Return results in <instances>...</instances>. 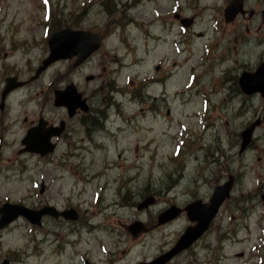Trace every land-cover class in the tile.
<instances>
[{
  "label": "rangeland",
  "instance_id": "rangeland-1",
  "mask_svg": "<svg viewBox=\"0 0 264 264\" xmlns=\"http://www.w3.org/2000/svg\"><path fill=\"white\" fill-rule=\"evenodd\" d=\"M51 3L52 29L81 27L105 39L80 66L58 60L31 80L49 52L45 0H0V93L8 75L27 81L10 94L0 114L9 122L0 164L19 156L31 120L37 124L43 118L47 127L52 118L69 120L54 161L24 154L17 159L24 172L18 164L0 169V198L23 199L32 207L45 197L59 207L70 199L82 214L78 221L49 219L41 225L21 216L0 235V259L8 253L14 264H84L83 255L91 264L149 260L189 224L183 215L157 225V214L172 202L207 201L213 186L231 173L232 194L194 247L195 255L185 251L170 264H263L264 97L243 94L237 80L264 59V0H247V11L255 15L229 22L223 15L226 0ZM173 9L194 15L187 32H180ZM6 56L10 66L2 63ZM88 75L95 78L86 81ZM152 75L155 82L145 81ZM69 82L92 100L93 119L106 116L92 132L84 130L90 118L83 126L53 104L54 89ZM257 119L251 143L239 153L240 132ZM181 127L185 140L175 155ZM41 179L48 183L44 196L38 193ZM151 194L155 203L138 210L135 203ZM134 221L146 229L132 234Z\"/></svg>",
  "mask_w": 264,
  "mask_h": 264
},
{
  "label": "water",
  "instance_id": "water-1",
  "mask_svg": "<svg viewBox=\"0 0 264 264\" xmlns=\"http://www.w3.org/2000/svg\"><path fill=\"white\" fill-rule=\"evenodd\" d=\"M241 5V0L233 1L230 6H228V8L226 9L227 16L234 15L236 12H238L241 9ZM99 41L100 37L96 34H90L88 32H82L80 30H72L70 28H65L53 32L48 39L50 54L46 59H44L42 65L39 66V68L37 69V74L54 60L72 56L73 54L80 55V59L76 61L74 65L79 64L91 51H93L99 46ZM86 46H89V49L84 50ZM13 79L15 78H8V86L6 90L12 87L11 82ZM240 82L244 91L248 93L260 91L262 94H264V62H262L258 66L257 70L254 73H244L240 78ZM63 94H66L64 102L70 109H74L76 106L83 105V102L79 99L80 94H78L72 86H69L66 90H64V92H56L57 104L60 103L59 100H61ZM256 124L257 122L252 123L242 132V148H244L245 145L249 142L252 130ZM32 136L33 133L32 131H30L28 134V139H30ZM47 138H49L48 135ZM28 144V148L31 151H39L44 154V152L48 150L46 149L47 144L41 139H38L35 142H28ZM49 148V150H51L52 145ZM232 181L233 179L232 177H230V180H228L225 184L215 187L213 195L210 199V204L207 206V208H204L203 205L198 203H193L187 207L189 218L192 220H197V224L194 226H190L186 229L184 234L179 238L175 248L165 257L160 258L162 262L165 261L168 257H170L174 252L189 246L193 240H195L202 232H204V230L208 227L214 214L216 213L220 203L229 195ZM152 201L153 199L149 198L139 207L146 206ZM20 212L25 214L30 220L34 222H38L43 213L42 210H22L16 211L12 214L6 213V216L11 219L13 216L19 214ZM176 214L177 211L175 209H168L162 214H160L158 219L160 222H165L174 217ZM133 230H138V225L134 226Z\"/></svg>",
  "mask_w": 264,
  "mask_h": 264
},
{
  "label": "flooded vegetation",
  "instance_id": "flooded-vegetation-1",
  "mask_svg": "<svg viewBox=\"0 0 264 264\" xmlns=\"http://www.w3.org/2000/svg\"><path fill=\"white\" fill-rule=\"evenodd\" d=\"M253 11V10H252ZM6 99H7V97H6ZM6 99H5V102L4 103H2V104H0V113H2V112H4L5 110H6V108L8 107V105H7V102H6ZM93 114V108L91 107V105H90V113H87V114H84V115H82V114H79L77 117L79 118V121H83L82 122V124L84 123V119H86V118H89V117H91V115ZM61 119H63V117H60V118H58L57 119V121H59V120H61ZM53 123H56L55 121L54 122H52V124H50V125H54ZM46 124H47V122L45 121V126H46ZM34 125V120H31L30 121V123L26 126V127H29V126H33ZM49 125V126H50ZM91 125V124H90ZM84 126V125H83ZM47 127V126H46ZM66 129H67V125H66ZM65 134V132H63V134L61 135V136H63ZM3 124H2V122H1V115H0V147L2 146V144H3ZM22 148H21V146H19V148H18V150H17V153L20 155V150H21ZM7 158V164H3V165H1L2 166V170H4V169H8V168H10L11 166H13L14 164H18V162H20V161H18L17 159H11V158H9V157H6ZM4 160V158H2V153H1V155H0V161H3ZM19 166H20V164H18ZM5 201H1L0 202V206H1V204L2 203H4ZM47 204H50L49 203V201H45L42 205L43 206H45V205H47ZM69 207H71V206H65V207H63V208H69ZM63 208H61V209H63ZM77 213H78V219L80 218V213L77 211ZM63 217H58V218H54V217H52V216H50V215H47V216H45L44 217V219H46V220H49V219H51V220H59V219H62ZM64 219V218H63ZM77 219V220H78Z\"/></svg>",
  "mask_w": 264,
  "mask_h": 264
},
{
  "label": "bare ground",
  "instance_id": "bare-ground-1",
  "mask_svg": "<svg viewBox=\"0 0 264 264\" xmlns=\"http://www.w3.org/2000/svg\"><path fill=\"white\" fill-rule=\"evenodd\" d=\"M87 49H89V46H86V47L84 48V50H87ZM8 59H9V58H7V59L5 60V63H10ZM149 139L151 140V142H153V141L155 140L154 137H150ZM112 170H113V169H112ZM106 208H107V206H106Z\"/></svg>",
  "mask_w": 264,
  "mask_h": 264
},
{
  "label": "trees",
  "instance_id": "trees-1",
  "mask_svg": "<svg viewBox=\"0 0 264 264\" xmlns=\"http://www.w3.org/2000/svg\"><path fill=\"white\" fill-rule=\"evenodd\" d=\"M54 27H57L56 25Z\"/></svg>",
  "mask_w": 264,
  "mask_h": 264
}]
</instances>
